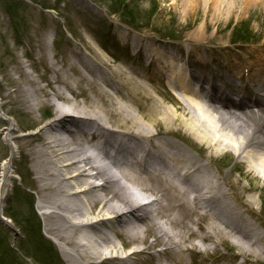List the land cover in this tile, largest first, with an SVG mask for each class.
Segmentation results:
<instances>
[{
    "label": "bare ground",
    "instance_id": "1",
    "mask_svg": "<svg viewBox=\"0 0 264 264\" xmlns=\"http://www.w3.org/2000/svg\"><path fill=\"white\" fill-rule=\"evenodd\" d=\"M116 37L123 40L120 33ZM127 47L135 52V66L129 71L112 69L108 55L97 47L75 48L62 53L55 64L44 58L46 73L40 76L44 86L20 69L22 78L12 82V91L3 95V99L28 110L31 119L23 121L24 129H36V133H27L35 139H22L18 148L23 159L34 166L32 174H39L28 186L38 192L39 209L51 210L44 216L46 232L60 244L68 264H185L193 255L203 254L200 264H208L213 250L214 262L224 263L226 258L218 251L219 246L227 249V242L239 250L233 256L242 260L239 264H264L260 261L264 259V226L255 222L259 213L253 209L254 203L243 200L246 193L257 189H240L224 172L216 171V175L212 171L213 156L233 152L238 158L245 155L242 160L248 164L250 176L264 181V101L237 103L238 97L231 95L229 87L215 81L212 84L209 75L199 69V62L191 66L184 52L169 54L162 46L141 39ZM85 49L92 56L85 55ZM142 67L152 68L154 73L163 68L165 76L170 74L185 93L186 99L176 98L182 106L163 102L166 113L159 117L162 122L155 114L163 110L141 90L156 76L147 78L138 70ZM76 73L81 80L71 78L70 74ZM227 74L234 76L229 71ZM253 74L264 79V68L258 66ZM160 77L157 73L158 79L165 78ZM188 77L202 89L194 92L185 88ZM227 80L229 86H236L233 78ZM242 88L232 89L233 95ZM256 88L252 86V90ZM88 91L95 96L87 99ZM257 92L264 93V80ZM200 99L208 104L202 105ZM121 100L129 101L136 113L121 106ZM253 105L260 110H253ZM40 110H45L44 120L51 119L32 122ZM177 123L188 130L197 145L188 140L190 136L173 129ZM14 131L10 128L9 134ZM165 134L169 136L162 138ZM91 142L98 143L111 164L95 166L102 152ZM184 143L199 155L197 159L183 148ZM251 149L254 152L246 155ZM91 169L96 175L89 176ZM3 171L0 215H4L13 164L8 161ZM96 179L103 180L102 187L95 185ZM231 196L236 205L230 203ZM127 239L135 247L126 252ZM159 247L163 249L157 251Z\"/></svg>",
    "mask_w": 264,
    "mask_h": 264
},
{
    "label": "rangeland",
    "instance_id": "2",
    "mask_svg": "<svg viewBox=\"0 0 264 264\" xmlns=\"http://www.w3.org/2000/svg\"><path fill=\"white\" fill-rule=\"evenodd\" d=\"M117 33L123 37L120 43ZM139 39L162 46L169 54L184 52L189 55L191 66L195 61L199 62L202 73L218 79V84L228 71L235 76H241L243 72L248 75L247 85L252 90L255 82H260L254 77V71L258 66L264 68V0H0V181L5 164L8 161L13 164V173L7 181L9 193L4 199V215H0V264H68L61 254L60 244L46 232L38 192L28 186V182L39 174H32L34 166L28 159H23L18 148V142L22 139H35L27 133H36V129L29 132L24 129L22 124L31 119L28 110L10 99H3V95L12 91V82L16 83L22 78L18 73L20 69L40 80V76L46 73L45 57L55 64L54 60L61 59L64 53L75 48L88 47L93 50L97 47L108 55L106 58L112 69L122 67L129 71L135 63L127 46L129 40L134 44ZM83 52L92 56L87 49ZM139 72L143 75L147 72V78L156 76L148 79L147 87L141 89L163 110V113L155 114L156 117L162 118L161 114L166 113L162 108L166 104L183 105L176 99L178 93L163 87L157 73L143 67ZM70 76L73 80H81L77 73ZM49 78L53 79L54 74H49ZM39 82L45 85L41 80ZM110 93L115 95L111 90ZM94 96L91 91L85 95L87 99ZM124 96L127 98L128 93L124 92ZM79 101H83V98ZM121 102V106L136 113V108L129 101ZM44 113L45 110L35 113L32 122L38 119L43 121ZM143 113L146 115L147 112ZM113 117L118 123L119 118ZM10 128H15L14 133L9 134ZM173 129L181 131L183 136H190L180 123L175 124ZM167 136L165 134L162 138ZM189 139L197 145L198 142L191 136ZM184 144L182 146L187 150L188 144ZM189 151L198 158L196 152ZM249 152L254 151L251 149L245 154ZM242 157L246 156L238 158L233 152L219 158L213 156L216 162L212 164V171L216 175L217 172H224L231 177L230 182L240 189H257L253 193H246L243 200L254 203L252 207L259 213L260 219L255 222L264 226V194L261 196L264 181L250 176L248 164L243 163L245 160ZM227 192L231 193L228 188ZM233 197L229 201L236 205ZM153 239L149 237L150 241ZM44 241L53 244L60 259L50 255V249H42L40 242L45 244ZM194 242L199 244V240ZM224 246L227 249L219 246L220 256H224L228 263H240L241 260L233 259L239 250L230 242ZM162 249L159 247L156 250ZM212 253L216 255L214 250L210 251L207 254L209 258L213 257ZM193 256L185 264H200L205 258V254L203 257ZM251 259L256 261L253 257ZM263 260L261 257L260 261Z\"/></svg>",
    "mask_w": 264,
    "mask_h": 264
},
{
    "label": "trees",
    "instance_id": "3",
    "mask_svg": "<svg viewBox=\"0 0 264 264\" xmlns=\"http://www.w3.org/2000/svg\"><path fill=\"white\" fill-rule=\"evenodd\" d=\"M31 232V231H30ZM32 233V232H31ZM45 242V241H44ZM40 245H42L43 246V248L42 249H50V251H49V253H50V255H54L55 256V251H54V248H53V245L52 244H48L47 242H45V244L44 243H42V242H40ZM49 246V247H48ZM57 256V255H56Z\"/></svg>",
    "mask_w": 264,
    "mask_h": 264
}]
</instances>
